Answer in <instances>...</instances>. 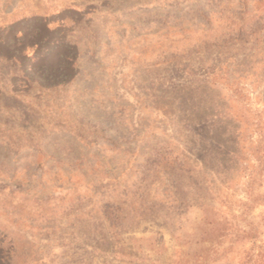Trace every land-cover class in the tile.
I'll return each instance as SVG.
<instances>
[{"label": "rangeland", "instance_id": "1", "mask_svg": "<svg viewBox=\"0 0 264 264\" xmlns=\"http://www.w3.org/2000/svg\"><path fill=\"white\" fill-rule=\"evenodd\" d=\"M0 264H264V0H0Z\"/></svg>", "mask_w": 264, "mask_h": 264}]
</instances>
